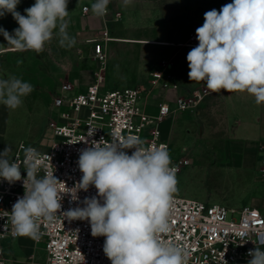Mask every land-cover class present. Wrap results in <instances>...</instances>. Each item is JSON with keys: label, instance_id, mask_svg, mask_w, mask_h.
I'll use <instances>...</instances> for the list:
<instances>
[{"label": "clouds", "instance_id": "1", "mask_svg": "<svg viewBox=\"0 0 264 264\" xmlns=\"http://www.w3.org/2000/svg\"><path fill=\"white\" fill-rule=\"evenodd\" d=\"M19 3L0 0V17L10 13L19 25L11 34L0 27L6 45L40 53L54 35L61 47L75 45L67 32L69 0H35L24 15L16 10ZM109 3L95 0L92 13L104 17ZM123 3L127 6L131 0ZM196 38L198 45L186 57L190 81L205 82L214 93L247 92L257 104L264 103V0H232L219 10L206 11ZM31 91L32 85L20 78H0V103L9 109L20 107ZM21 149L26 177L6 146L0 151V179L10 184L23 179L24 195L13 204L8 219L14 235L38 239L40 221L55 218L68 188L54 172L38 177L50 156L31 146ZM78 167L82 173L78 189L94 186L97 196L85 198L84 207L63 213L87 220L93 237H105L103 251L111 264H189L192 253L187 247L161 238L171 231L170 208L178 183L166 145L145 147L136 135L112 142L101 138L81 150ZM72 198L77 199L73 193ZM248 255V264H264L260 248Z\"/></svg>", "mask_w": 264, "mask_h": 264}, {"label": "rangeland", "instance_id": "2", "mask_svg": "<svg viewBox=\"0 0 264 264\" xmlns=\"http://www.w3.org/2000/svg\"><path fill=\"white\" fill-rule=\"evenodd\" d=\"M91 1L69 0L67 32L76 41L71 48L61 47L54 35L40 53L16 51L6 45L0 35V78L15 76L32 85L31 93L22 98L21 106L15 110L0 103V151L10 146L13 157L21 143L45 149L52 136L50 119L57 118L53 100L60 78L80 90L93 81L99 66L93 56L91 40L98 37L100 31L86 28L84 17L77 13L79 6L82 8ZM197 1L131 0L120 11L115 9L123 14V19L113 21L112 37L167 41L171 46L122 43L116 45V49H109L108 59L116 67L115 81L109 74L105 89L141 87L146 91L142 104H146L148 114L155 115L158 104L168 94L159 87H152L149 71L153 66L158 68L166 63L168 67L164 72L180 80L181 94L186 88L208 90L205 82L190 81L188 77L190 69L186 57L192 48L185 44L201 26L195 19L189 20L190 12L198 8V14L204 18L206 11L216 9L210 6L209 0H200L203 4L193 7ZM34 3L35 0H20L16 10L24 15V10ZM0 27L11 34L19 25L9 13L0 17ZM138 67L142 71L137 78ZM114 82L125 85L113 86ZM208 91L196 112H177L159 127L170 144L171 161L189 160L188 167L177 177V192L173 195L236 209L264 203V177L259 162L253 166L255 156L259 160L262 155L259 146L264 143V103L257 104L254 96L247 92ZM0 245L5 257L9 261L16 259L17 264L46 262L44 244H37L36 239L20 236L2 241Z\"/></svg>", "mask_w": 264, "mask_h": 264}, {"label": "built area", "instance_id": "3", "mask_svg": "<svg viewBox=\"0 0 264 264\" xmlns=\"http://www.w3.org/2000/svg\"><path fill=\"white\" fill-rule=\"evenodd\" d=\"M82 12L92 14L91 7L88 4L83 6ZM110 14L108 4L106 26L110 18L114 21L122 17L116 11L112 17H108ZM108 35L106 28L103 37L91 40L93 56L99 66L93 83L80 90L68 80H59L53 100V111L57 110V118L50 119L52 136L46 148L21 143L12 157L20 164L22 177H26L21 145L31 146L42 155L50 156L51 160H45L38 177H43L46 171L54 172L68 188L64 190L67 193L62 194V208L55 218L40 221V236L36 242L44 244L45 264H111L103 251L105 237H93L87 220H73L63 213L84 207L85 198L97 196L94 186H89L87 191L78 189L77 184L82 177L78 167L81 150L101 138L112 142L117 137L136 135L144 141L145 147L164 144L170 153V144L163 138L160 125L177 112H196L210 93L208 90H194L181 94V82L172 73L164 72V68L168 67L165 63L151 72L150 82L152 87L165 90L168 96L158 104L155 115L148 114L146 104H142L146 91L141 87L105 89L106 43L111 39ZM197 45L195 32L189 36L185 46L194 48ZM259 150L262 151L259 168L264 177V143ZM132 151L129 149V154ZM188 165L189 160L186 159L172 161V166L177 169L176 178ZM24 192L23 179L12 184L0 179V242L20 237L13 233L8 212ZM71 192L77 199L72 198ZM169 223L171 231L161 234V238L187 247L192 253L189 264H237L250 260L248 252L255 247L264 251V211L259 207L236 209L173 195ZM0 264H10L1 245Z\"/></svg>", "mask_w": 264, "mask_h": 264}, {"label": "crops", "instance_id": "4", "mask_svg": "<svg viewBox=\"0 0 264 264\" xmlns=\"http://www.w3.org/2000/svg\"><path fill=\"white\" fill-rule=\"evenodd\" d=\"M117 2V3H116ZM232 0H209L208 3L210 4V6H214L216 7V10H219L223 5L227 4V3H231ZM90 7H91V4L94 3L93 1L91 2H88ZM200 4H203V1H200L198 0L196 4H192L193 7H196L199 6ZM122 7H125L124 6V3H123V0H116V1H113V0H110V3H109V8L111 9V12L114 10L117 12L120 11V9H122ZM117 9V10H115ZM198 9V8H197ZM197 9H193L190 14H191V17L189 20L191 19H195L196 22H198V24H200L202 26L203 22H204V18H202V16H200L197 12ZM78 15H81V17L83 16L85 19V24H86V28H88L90 31L92 32H97V31H100V35L98 37H103V31L107 28L108 29V32H109V35L108 37H111L110 39V42L106 43V50H107V55H108V51L109 49H116V45H120L122 43H141V44H150V45H159V46H171V43L167 42V41H149V40H135V39H132L131 37H128V38H118V37H112L113 34L115 33L114 32V28H113V20L110 18V22L109 24L106 26V18L105 16L104 17H98L96 16L95 14H89V15H85L83 14L82 12V8L79 6V9H78ZM121 13V12H119ZM196 13V14H195ZM122 17L121 19H123V14L121 13ZM108 17H112V14H110ZM120 19V20H121ZM118 21V20H116ZM190 23V22H189ZM196 32V31H195ZM193 33V32H192ZM134 38V37H133ZM130 41V42H129ZM121 42V43H120ZM143 42V43H142ZM150 42H153V43H164L165 45H160V44H152ZM139 66H141V63L139 62ZM157 66H153L152 69L149 71V75L151 74V72L156 69ZM115 66H113V64H111V62L109 61V59L107 58V66H106V69H105V82H107V78H108V75L109 74H112L114 79L113 81H115V75L113 73V71H115ZM138 73H137V78L139 76V73L142 71L141 68L138 67ZM93 81L95 80L96 78V74L95 76H93ZM176 78V77H175ZM60 79H63V80H66L64 78H60ZM124 79H127L128 78H124ZM177 79V78H176ZM179 80V79H177ZM93 81H90L88 82L89 85L93 82ZM121 81V80H120ZM180 81V80H179ZM116 86V85H125V84H121V83H115L113 84V86ZM182 86V85H181ZM136 87V86H134ZM185 93L186 92H190V91H193V90H189L188 88L184 89ZM181 93V91H180ZM163 99V98H162ZM163 101H165V99H163ZM161 101V102H163ZM160 102V103H161ZM159 103V104H160ZM258 162V156L256 157L255 156V159L253 161V166L256 165V163ZM246 206H254V207H259L260 209H262L264 211V203L263 202H257L255 204H252V205H246ZM18 239V238H17ZM6 258V257H5ZM7 259V258H6ZM7 261L10 263V264H17V260L12 258L11 261H9L7 259ZM248 261L249 260H243V261H240L238 262L237 264H248ZM22 264H25L22 263Z\"/></svg>", "mask_w": 264, "mask_h": 264}, {"label": "bare ground", "instance_id": "5", "mask_svg": "<svg viewBox=\"0 0 264 264\" xmlns=\"http://www.w3.org/2000/svg\"><path fill=\"white\" fill-rule=\"evenodd\" d=\"M130 42V41H129ZM143 43V42H142ZM152 44H160V45H165L164 43H153V42H150Z\"/></svg>", "mask_w": 264, "mask_h": 264}]
</instances>
